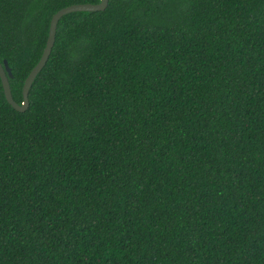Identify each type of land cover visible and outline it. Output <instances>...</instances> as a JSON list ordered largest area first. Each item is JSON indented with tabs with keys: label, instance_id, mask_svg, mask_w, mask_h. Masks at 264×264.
<instances>
[{
	"label": "trees",
	"instance_id": "16d2710c",
	"mask_svg": "<svg viewBox=\"0 0 264 264\" xmlns=\"http://www.w3.org/2000/svg\"><path fill=\"white\" fill-rule=\"evenodd\" d=\"M0 0L14 100L61 8ZM0 79V264H264V0H108Z\"/></svg>",
	"mask_w": 264,
	"mask_h": 264
},
{
	"label": "water",
	"instance_id": "95a60500",
	"mask_svg": "<svg viewBox=\"0 0 264 264\" xmlns=\"http://www.w3.org/2000/svg\"><path fill=\"white\" fill-rule=\"evenodd\" d=\"M107 5H108V0H100V2L95 3V4H92V3L72 4V5L59 9L51 17L45 48L42 52V55L39 61L32 68V70L30 71V73L28 74V76L26 77L24 81V85L22 89L23 100L21 104L17 103L12 96L11 87H10V83L8 79L9 77L12 76L10 67L8 66V63L6 60H4L3 63L0 62V79L2 82V86H3V92H4L7 102L15 110L19 112H24L29 106L28 94H29L30 87L33 81L35 80V78L37 77L38 73L45 66L51 54V50L55 42L57 24H58L59 19L65 14L76 12V11H88V12L103 11L106 9Z\"/></svg>",
	"mask_w": 264,
	"mask_h": 264
}]
</instances>
